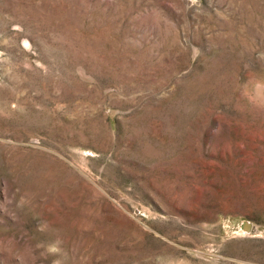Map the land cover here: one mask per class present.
Returning <instances> with one entry per match:
<instances>
[{
    "label": "rangeland",
    "instance_id": "obj_1",
    "mask_svg": "<svg viewBox=\"0 0 264 264\" xmlns=\"http://www.w3.org/2000/svg\"><path fill=\"white\" fill-rule=\"evenodd\" d=\"M0 264H264V0H0Z\"/></svg>",
    "mask_w": 264,
    "mask_h": 264
}]
</instances>
